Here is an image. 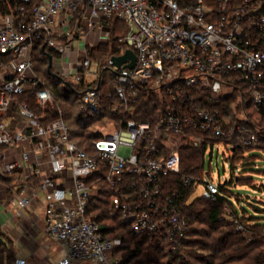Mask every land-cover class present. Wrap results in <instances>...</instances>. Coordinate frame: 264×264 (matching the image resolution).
I'll list each match as a JSON object with an SVG mask.
<instances>
[{
	"label": "built area",
	"instance_id": "built-area-1",
	"mask_svg": "<svg viewBox=\"0 0 264 264\" xmlns=\"http://www.w3.org/2000/svg\"><path fill=\"white\" fill-rule=\"evenodd\" d=\"M0 7V179L15 216L42 211L45 239L65 248L56 264H122L113 255L120 240L105 235L91 211L104 196L136 237L176 252L187 237L185 195L211 203L221 195L203 167L183 172V149L222 144L232 155L256 141L244 110L264 111V0H0ZM117 24L125 28L115 35L118 51L99 64L90 51L109 42ZM127 51L132 68V59L115 66L111 58ZM37 58L77 97L86 122L117 119L91 150L74 137ZM149 96L162 107L156 121L136 110ZM232 97L245 119L213 108Z\"/></svg>",
	"mask_w": 264,
	"mask_h": 264
},
{
	"label": "rangeland",
	"instance_id": "rangeland-1",
	"mask_svg": "<svg viewBox=\"0 0 264 264\" xmlns=\"http://www.w3.org/2000/svg\"><path fill=\"white\" fill-rule=\"evenodd\" d=\"M114 35L115 34L110 33L108 41H112ZM102 58L103 57H99L98 54H94L93 56V59L96 60L99 64H101L100 62L102 61ZM36 68L38 73L48 82V84L51 87L54 85V87L57 88V91H59L60 97L58 101L59 104L63 106V110L65 109V120L73 128V131L75 133H78L81 130V125L84 126V124H87L88 122H86L85 120H82V122L76 120L77 113L80 111V107L77 103V97L68 89L57 85L51 79V77L46 72L47 62L45 60H43L42 58H37ZM227 102L230 104V110L228 111V113H230L225 116L226 118L230 120L236 119V117H238L239 119H245L244 114H240V109L237 106V100L234 97L229 99ZM154 111L156 115L159 113L157 109ZM244 112L246 113V118L248 120L246 126L248 127L250 132H254L256 134V141L254 142V144L247 147H240L235 150L233 149L232 155H230V148L225 147L222 144H216L212 152L210 147H208L207 149H205L206 152L204 155L202 167L204 173H210L209 175L211 179L215 183L220 182V185L225 188L222 190L224 196L227 198V201L222 205V217L226 222L233 223V221L236 219L235 213H237L239 215V218L247 220L250 219L251 216H253L256 217V219H259L261 223H264V116H261L255 111H251L249 109H245ZM139 114H142V111H139ZM116 124L117 119H112L108 116L99 119H92L89 126H86L85 131L97 134V137L99 138L100 132H112L116 127ZM77 137L79 138V136ZM98 138H95L94 141H96ZM94 141H92V144ZM185 149H195L199 151V149L201 150L203 148L189 146V148ZM185 149H183L182 154L186 152ZM88 150H91V148H89ZM199 170L201 171L200 163L196 162V165L191 171L194 175H197L200 173ZM7 187V183L0 181L1 206L8 204L11 200V191L7 190ZM200 192L201 188H198L194 196L199 195ZM101 197H103L101 198L102 200H107L104 196ZM92 212L93 214L96 213L94 209ZM199 219L200 222L191 224L189 227H187L188 238L186 237V239H188L189 241L193 240L200 243L209 244L211 240L210 238L206 237L205 234L208 231V227L205 225L206 215L202 214ZM100 224L110 227L111 221H109L108 219H104L100 221ZM11 226L15 227L13 224ZM17 230L20 231L18 228ZM240 230V226L238 229H236L235 227L236 232ZM5 231L9 232L8 229H5ZM115 234L116 232L107 236L113 237L115 236ZM4 240L6 241L8 248L0 247V257L3 256L4 258L3 264H16L17 256H24L25 253L21 248H19L20 252L17 254L16 248H14L12 241H10V239H7V237H4ZM48 243L50 244V242ZM127 245L128 244H119L118 247L115 248L113 255L123 261V257L127 255V250L124 249L125 247H127ZM132 248V246L128 247L129 250H132ZM1 251L4 252L1 253ZM161 253L165 254L166 252ZM200 253L201 255H204L205 258L207 257L205 252H202L201 250H199L198 252L197 247H188L185 250L180 249L178 251L179 256L176 259H174L173 256L165 257L166 255L160 254L163 256V258L160 259L159 264H167L172 262H174V264H179L180 262H186V260L191 264H208L207 260L200 258L199 260L201 262H199L197 260L198 258L195 259L194 256H192L193 258L190 257V259L188 257L189 254L196 256L200 255ZM45 258L50 257L46 255ZM58 259L59 256L54 259L50 258L49 260L51 262H56V260ZM137 259L138 258H135V260H132L129 264L136 263L135 261ZM19 260H23L25 264H47V262H49L48 260H44L42 256L39 257L36 255H33L30 258L23 257Z\"/></svg>",
	"mask_w": 264,
	"mask_h": 264
},
{
	"label": "trees",
	"instance_id": "trees-1",
	"mask_svg": "<svg viewBox=\"0 0 264 264\" xmlns=\"http://www.w3.org/2000/svg\"><path fill=\"white\" fill-rule=\"evenodd\" d=\"M3 10L4 9L0 7V11ZM124 29V26H120L117 24L114 26L112 33L117 36L116 33H123ZM115 35L112 41L100 45L96 51H90V57L93 59L94 54H98L99 57H103L102 61L100 62L102 64L108 59V57L117 52L118 49ZM52 87L58 101L60 97L59 91H57V88L54 87V85ZM108 91H110V88H105V93ZM60 106L63 109V106ZM213 108L219 109L222 112L223 116H226L230 113H228V111L230 110V104L227 102V99L222 101L220 104L213 106ZM238 108L240 109L239 106ZM156 109L159 111L157 115L154 111ZM136 110L138 113L139 111H142V114H140V119H150L151 121H156L160 116L162 107L160 104H158L156 99L154 102V97L149 96L144 97L140 100V102L136 106ZM262 115L264 116V111L261 113V116ZM63 118L66 119L65 109L63 110ZM76 120L81 122L82 120L86 121V117L78 112ZM90 121H87L88 123L84 124V126L81 125V130L78 133L73 132V135L78 140L79 145L85 149L91 148L92 141H94L95 138H98L97 134L85 131V128L86 126H89ZM77 136H79V138ZM238 148L240 147H235L234 150ZM185 150V153H181L182 170L184 173L193 174L191 170H193L196 162H199L200 167H202L205 148L201 150L199 149V151L195 149ZM174 180L176 183L178 182V179L175 178ZM5 183L7 182L5 181ZM222 189L225 188H223L222 185H219L221 195L218 197L215 203H211L200 198H192L190 193L185 195L184 200L181 204V212L186 220L187 227H189L191 224L200 222V216L202 214H205V225L208 227V231L204 232H206V237L210 238L211 242L209 244H206L185 239V241L180 244L176 252L169 251L168 249L162 250V248L152 245L145 238L136 237L131 232L126 223L122 222L117 215L111 213L108 201L105 199H103V201L101 199L102 197L97 198L96 202L92 206L91 211H93V209L95 210L96 218L99 223L104 219H108L109 221H111L110 227L101 225V228L105 235H110L116 232L115 236L111 238L120 240V244H128L127 247L124 248L125 250H127V255L123 257V264H129L132 260H135V258L138 259L134 264H159L160 259L163 258L162 255H166L165 257L173 256L174 259H176L179 256L178 251L180 249L185 250L188 247H197L198 252L199 250L205 252V254L207 255L206 258L204 257V255H201V253L200 255L196 256L192 254L188 255L189 259L190 257L193 258L192 256H194L195 259L198 258L197 260L199 262H201L199 260L201 258L207 260L208 264H264V223H261L259 219H256V217L253 216H251L250 219L247 220L239 218V215L235 213V218L238 220L239 226L241 228L240 231L236 232L235 225H233V223L231 222H226L222 217V205L227 201V198L224 196ZM130 246L133 247L132 250L128 249V247ZM0 247L8 248L1 229ZM2 252L4 251H1V253ZM161 252L166 253L162 254ZM3 262L4 258L3 256H1L0 264H3ZM167 264H174V262ZM179 264L191 263L187 262L186 260V262H180Z\"/></svg>",
	"mask_w": 264,
	"mask_h": 264
},
{
	"label": "crops",
	"instance_id": "crops-1",
	"mask_svg": "<svg viewBox=\"0 0 264 264\" xmlns=\"http://www.w3.org/2000/svg\"><path fill=\"white\" fill-rule=\"evenodd\" d=\"M12 224L15 227H12ZM0 229L4 237L12 241L17 254L20 252L19 248L24 251L25 255L17 256V259L30 258L36 255L42 256L51 264H56L65 254L63 245L51 243L45 239L42 233V211L40 210H35L34 214H27L24 218H18L15 216V209L11 204L0 205ZM5 229H8L9 232ZM46 255L53 259L59 256V259L56 262H51L50 258H45Z\"/></svg>",
	"mask_w": 264,
	"mask_h": 264
},
{
	"label": "water",
	"instance_id": "water-1",
	"mask_svg": "<svg viewBox=\"0 0 264 264\" xmlns=\"http://www.w3.org/2000/svg\"><path fill=\"white\" fill-rule=\"evenodd\" d=\"M128 59H132V62L128 65L129 68H132L133 66V61H134V56L133 54L130 52V51H127L123 56L121 57H114V58H111V61L113 62V64L115 66H120L121 64L125 63ZM51 63V58L49 57V64ZM48 71H50L48 69Z\"/></svg>",
	"mask_w": 264,
	"mask_h": 264
}]
</instances>
